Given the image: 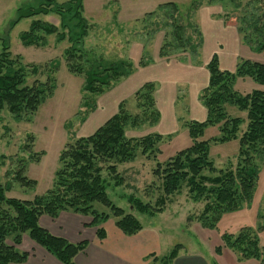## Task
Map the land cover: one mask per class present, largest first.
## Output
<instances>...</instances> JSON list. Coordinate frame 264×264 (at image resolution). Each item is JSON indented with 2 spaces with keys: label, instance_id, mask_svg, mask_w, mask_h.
<instances>
[{
  "label": "trees",
  "instance_id": "obj_1",
  "mask_svg": "<svg viewBox=\"0 0 264 264\" xmlns=\"http://www.w3.org/2000/svg\"><path fill=\"white\" fill-rule=\"evenodd\" d=\"M165 8L172 11L168 15L175 22L176 15L180 16L181 13L179 5L166 2L158 6V11ZM48 14L58 17V26L33 20L29 30L20 34V42L23 45L44 44L50 35H56L58 41L66 40V68L70 73L82 76V91L88 96L96 98L102 95L115 82L130 74L132 67L128 59L105 62L84 50L83 40L89 27L83 16V0H66L62 3L56 0H31L17 9L14 23ZM169 26L171 39H167L168 44L159 49L158 56L167 58L172 52L177 56L190 53V57H194L201 47L199 29L186 24L184 32L183 27L176 23ZM195 30L197 33L194 37ZM260 34L264 35V28ZM1 46L0 110L6 109L16 120L30 121L39 105L53 92L54 78L50 75L45 80L35 78L39 74L37 66L24 65L18 56L11 53L5 40ZM255 48L262 50L264 40ZM206 69L208 81L199 96L206 117L202 121L192 119L185 124L191 145L164 161L157 160L161 134L129 135L144 125L154 127L160 118L155 100V84L146 82L133 93L138 110L136 114L128 112L121 101L116 112L92 133L76 137L64 145L59 153L58 168L52 184L44 193L31 199L11 197L7 195L9 184L0 182V264H22L26 261L28 254L18 248L23 235L62 264H75L74 258L85 250L86 242L71 243L52 235L40 226L41 216L55 219L62 212L87 216L91 218L88 226L95 228L99 240L105 237L103 223L109 219L127 236L141 231L143 225L140 221L132 213L116 206L107 194L110 181L115 187L123 185L125 177L119 173L118 167L134 161L138 154L148 160L153 159L151 175L154 181L148 187L155 185L158 191L153 204L143 202L134 195L128 197L130 205L138 212L154 215L162 211L171 196L182 188L187 189L192 201L203 202L197 219L206 227H214L224 213L248 205L259 179L257 157L264 159V90L253 88L243 93L235 88V82L238 78H248L264 86V64L238 59L230 71L221 68L217 56L213 55ZM228 104L246 112L247 125L242 134H239L242 122L238 117L229 116L226 110ZM209 126L219 128L220 136L213 138L214 141L223 142L239 136L235 166L217 169L209 159V140L199 138ZM38 157L32 162L37 161ZM24 171V166H21L15 172L14 181L23 188L32 189L36 181L27 177ZM221 237L223 246L231 249L239 260L258 259L262 255L257 235L252 229L242 228L236 235L224 233ZM178 246H174L162 259L155 258L151 262L172 264ZM215 251L220 252V247H216Z\"/></svg>",
  "mask_w": 264,
  "mask_h": 264
},
{
  "label": "rangeland",
  "instance_id": "obj_2",
  "mask_svg": "<svg viewBox=\"0 0 264 264\" xmlns=\"http://www.w3.org/2000/svg\"><path fill=\"white\" fill-rule=\"evenodd\" d=\"M56 1L62 3L66 0ZM29 2L31 0H0V51L5 40L11 53L18 56L24 65L37 66L39 74L35 78L45 80L50 75L54 78L55 87L30 121L16 120L6 109L0 110V182L9 184L7 195L11 197L31 199L49 189L64 145L76 137L92 133L110 115L111 108L118 101L123 102L128 112L136 114L135 98L130 91L142 83L153 82L159 89L163 86L166 92L167 99L162 109L164 130L159 133L161 141L158 143L157 160L162 162L191 145L185 124L192 120L196 112L195 100L198 95L200 102L201 91L197 94V85L189 82L194 77L183 80L185 74L182 71L194 74L190 70H172L173 67L165 70L154 58V53L156 56V52L168 44L167 39H171L169 24L176 23L183 27V31L186 24L198 29L200 26L208 43L207 48L210 49V33L214 30L211 22H217L221 15L229 27L235 26L237 30L241 46L239 59L264 64V48H255L264 40V35H259L264 28V0H83V16L89 27L83 40L84 50L105 62L128 59L132 67L128 76L119 79L109 90L94 98L82 91V76L72 74L66 68V40L58 41L56 35H50L44 44L23 45L20 42V34L29 30L33 20L50 22L55 26L59 24L54 14L37 15L14 23L17 9ZM166 2L179 5L181 13L180 16L174 15L177 19L175 22L168 15L172 13L171 10L165 8L158 11V6ZM210 4L216 5L212 8L217 12H210L212 21H206V17L197 10ZM194 32L195 37L197 31ZM199 51L200 48L195 56H199ZM184 55L177 56L169 52L167 58H157L160 63L164 62L162 60H166L164 63L175 62L179 58L184 64L182 68H194L197 60L190 57V53ZM196 71L199 74L201 70ZM235 88L243 93L253 88L264 90V86L248 78H238ZM226 110L229 116L240 118L239 134H242L247 125L246 112L230 104ZM152 132L158 133L156 128L144 125L129 135L138 137ZM219 132L218 126H209L199 138L209 140V159L217 169L235 166L239 136L228 141H214L213 138L220 136ZM37 157V161L32 162ZM257 163L260 173L251 202L239 210L221 215L214 227H206L198 221L203 202L192 201L186 188L171 196L163 210L154 215L134 210L128 201L129 196L134 195L143 202L153 204L158 194L155 185L148 187L154 181L151 175L154 161L140 154L134 161L118 167L119 173L125 177L123 185L115 187L110 181L107 194L116 206L132 213L144 227L156 228L160 249L152 257L157 256L158 260L179 245L176 257L198 255L208 259L210 264H264V159L257 157ZM21 166H24L25 175L36 181L32 189L23 188L14 181L15 172ZM242 228L252 229L256 233L262 253L260 258L239 260L231 249L223 246L222 234L236 235ZM216 247H220L221 251L216 252Z\"/></svg>",
  "mask_w": 264,
  "mask_h": 264
},
{
  "label": "crops",
  "instance_id": "obj_3",
  "mask_svg": "<svg viewBox=\"0 0 264 264\" xmlns=\"http://www.w3.org/2000/svg\"><path fill=\"white\" fill-rule=\"evenodd\" d=\"M215 6L216 5L214 4H210L206 6V8L204 6L203 8H199L197 12L199 11L201 15L206 17V21L207 19L211 20L209 17L210 12H213V14L217 12L212 8ZM212 9L213 11H210ZM218 18L217 22H211V24L214 25V30L210 33V38H212L210 49L207 48L208 43L203 28L201 29L199 26L202 39L200 51L198 53L199 56H194L195 60H197L194 68H182L184 64L180 62L179 58L176 59L175 62L164 63L166 60H162L164 62L160 63L157 58L159 57L158 51L156 52V56L154 53V58H156L155 62L165 70H167L168 67H173L174 69L172 70L192 71L191 73L194 75L182 71V73L185 74L183 80H187L188 77H194L193 79L190 78L189 82L197 85V94H199L207 84L208 71L206 65L213 55L217 56L221 68L230 71L234 69L237 60L239 59L241 46L237 38V30L235 29V26L232 28L229 27L228 22L222 19L221 15ZM196 70L201 71L197 74ZM131 79L132 77L128 82ZM141 85L135 87L133 91H130V94L133 95ZM165 95L166 92L164 91L163 86L159 89V87H156L155 85V100L159 109L160 118L153 128H156L158 133H161L164 130L162 109L164 110V100L167 99ZM172 99L173 96L171 97V100ZM120 102L121 101H118L114 104L108 117L116 112L117 106ZM195 102V107L197 109L196 112L193 113V118L195 120L198 116L197 120L202 121L206 117V110L201 102H199L198 95ZM90 222L91 218L87 216L68 212H62L55 219L48 216H41L39 218L40 226L49 231L52 235L62 237L71 243L86 242L85 250L75 256V264H149L157 258V256L152 257V255L154 256L160 249V237L156 228L143 226L142 230L138 233L127 236L115 226L112 219H109L103 223L105 237L102 240H99L96 237L95 228L88 226ZM18 248L28 254L26 261L22 264H62L42 247L31 241L26 235H23L21 244ZM172 264H210V262L202 256L191 255L176 257Z\"/></svg>",
  "mask_w": 264,
  "mask_h": 264
}]
</instances>
